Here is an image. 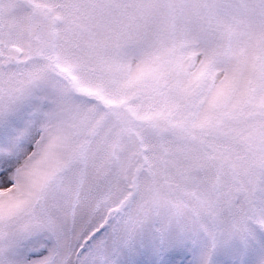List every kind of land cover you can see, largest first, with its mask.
Instances as JSON below:
<instances>
[{
	"label": "snow or ice",
	"instance_id": "obj_1",
	"mask_svg": "<svg viewBox=\"0 0 264 264\" xmlns=\"http://www.w3.org/2000/svg\"><path fill=\"white\" fill-rule=\"evenodd\" d=\"M0 264H264V0H0Z\"/></svg>",
	"mask_w": 264,
	"mask_h": 264
}]
</instances>
